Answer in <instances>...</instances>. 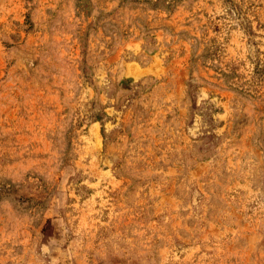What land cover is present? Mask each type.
<instances>
[{
    "label": "rangeland",
    "instance_id": "obj_1",
    "mask_svg": "<svg viewBox=\"0 0 264 264\" xmlns=\"http://www.w3.org/2000/svg\"><path fill=\"white\" fill-rule=\"evenodd\" d=\"M0 264H264V0H0Z\"/></svg>",
    "mask_w": 264,
    "mask_h": 264
}]
</instances>
